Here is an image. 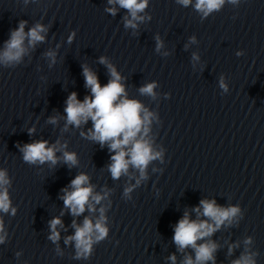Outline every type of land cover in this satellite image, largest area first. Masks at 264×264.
Listing matches in <instances>:
<instances>
[{"label":"water","instance_id":"obj_1","mask_svg":"<svg viewBox=\"0 0 264 264\" xmlns=\"http://www.w3.org/2000/svg\"><path fill=\"white\" fill-rule=\"evenodd\" d=\"M195 2L184 7L177 0H148L134 30L125 27L126 9L115 5L114 16L106 11L114 6L108 0H0V52L21 20L27 21L25 32L37 23L47 28L45 40L29 47L18 64H0V170L7 172L16 209L15 215L0 212L7 233L0 264H172V255L182 264L195 253L178 251L174 228L186 211L197 219L193 209L204 199L239 206L242 214L238 223L226 222L205 238L218 245L215 264H232L245 251L258 253L256 264H264V0H225L207 17ZM50 50L55 63L45 55ZM101 57L121 75L127 98L155 116L148 138L162 159L148 164L138 185L139 171L131 167L127 175L111 177L114 153L86 138L90 119L65 128L69 95L75 92L81 102L92 95L84 67L101 86L111 79ZM152 82L155 98L142 95L140 88ZM36 141L57 145L56 165L23 160L20 148ZM63 151L76 154V166L63 162ZM81 173L94 194L107 196L96 211L86 207L74 217L63 189L71 190ZM133 185L126 197L125 188ZM101 207L108 234L93 243L87 258L77 259L75 242L65 243L75 233L73 220L95 222ZM55 217L63 227L57 226L54 243L49 222Z\"/></svg>","mask_w":264,"mask_h":264},{"label":"clouds","instance_id":"obj_2","mask_svg":"<svg viewBox=\"0 0 264 264\" xmlns=\"http://www.w3.org/2000/svg\"><path fill=\"white\" fill-rule=\"evenodd\" d=\"M177 2L187 7L192 3V0H177ZM228 2L235 5L240 0H228ZM108 4L114 5L106 8V11L113 16L117 12L115 5L126 9L128 15L124 17L125 27L135 30L138 27V22L144 20V16L140 13L144 12L148 6V0H108ZM224 4L225 0H196L194 8L203 17H207L213 11H219ZM26 24V20L19 22L18 27L11 31L10 38L5 42L4 50L0 52V64L5 67L18 64L29 47L34 48L37 43L45 40L42 33H46L47 28L44 25L37 23L25 32ZM74 35L75 33L68 37L69 42ZM26 40L27 47L25 46ZM192 40L194 42L195 38L193 37ZM161 47L162 42L157 37V51ZM45 55L51 59L52 63H55V52L50 50ZM237 55H242V53H237ZM198 59L199 57L194 53L193 60ZM100 62L107 65L111 79L106 85L101 86L96 74L84 67L86 86L90 88L92 95L86 96L83 102L77 99L75 92L69 95L64 109L66 113L65 128L68 125L79 128L81 124H86L90 119L93 122V128L88 131L86 138L99 143L101 147L107 144L109 151L114 153L111 156L112 162L108 165L111 177L119 179L122 175H127L131 167L139 171L140 178L136 181L138 185L140 180L146 178L148 164L153 160L162 159V151H155L151 139L148 138L149 126L155 116L141 102L127 98L125 86L121 83V75L106 58L101 57ZM156 87V82L148 83L140 88V93L155 98L154 89ZM220 87L225 92L227 91V85L223 78L220 80ZM56 120V117H51L49 122L56 123ZM33 131L34 129H29V134ZM66 147V144L62 146V148ZM57 150L59 149L56 144L48 146L47 141H36L20 148L26 163L44 164L50 162L53 166L58 163ZM63 162L69 167L76 166L78 163L76 154L63 151ZM9 185L10 180L7 177V172L0 170V212L7 214L11 211V214L15 215L16 209L11 206L8 194ZM133 187L135 185L125 188L124 195L126 197L129 196ZM70 188L71 190L63 189L62 199L64 206L70 210L74 217L84 213L86 207L90 212L96 211L95 205L100 204L107 196V193L94 194L89 176L84 173L77 175L71 181ZM193 211L196 213L197 219H190L189 213L186 211L174 228L173 241L178 251L183 252L185 249L191 248L195 253L194 259L191 255H185L182 264H207L209 261L215 264L214 253L217 251L218 245L212 240H205V238L211 237L226 222L229 225L234 222L238 223L242 216L241 209L239 206L222 207L215 200L204 199ZM99 212L100 215L95 222L90 217H85L82 225H77L73 220L72 227L75 228V233L67 237L65 243L75 242V258L77 259L87 258L92 252L93 243L103 240L108 234L105 209L101 207ZM201 216L207 219H200ZM58 225L63 227L59 217H55L49 222L51 232L49 239L54 243L60 238V233L57 230ZM6 235L3 220L0 218V244L4 242ZM198 241L205 242L198 243ZM251 242V237L244 241L246 245ZM238 246V244L230 246L229 252L231 253L232 249ZM257 254L245 251L238 259L233 260L232 264H256L255 256ZM169 259L172 264H176L175 255L170 256Z\"/></svg>","mask_w":264,"mask_h":264}]
</instances>
